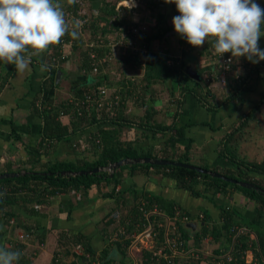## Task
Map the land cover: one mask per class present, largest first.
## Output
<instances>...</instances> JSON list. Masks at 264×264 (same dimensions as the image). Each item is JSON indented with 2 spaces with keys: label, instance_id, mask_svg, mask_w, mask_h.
I'll list each match as a JSON object with an SVG mask.
<instances>
[{
  "label": "trees",
  "instance_id": "16d2710c",
  "mask_svg": "<svg viewBox=\"0 0 264 264\" xmlns=\"http://www.w3.org/2000/svg\"><path fill=\"white\" fill-rule=\"evenodd\" d=\"M81 1L84 4L83 7L79 0L72 6L64 4L68 21L78 20L81 23V28L78 30V38L72 39L71 36L66 35L59 45L51 48L46 53L44 59V65L48 69V74L43 79L39 91L33 98V106L42 121L37 144L31 147L32 150L29 152L27 158V161L32 162L33 165L25 173L0 178L1 223L6 225L9 222V217L11 218L16 215L15 210L12 208L13 204L18 205L30 215H40L42 214V209L49 204L54 195L72 191L79 192L80 196L88 198L90 189L104 179L113 185L105 195L113 196L115 202L100 220L102 221L100 223L102 235H104V244L100 252V258L104 262L109 263L117 262V260L122 261L124 255H126L124 245L117 241L114 247L107 240L116 227L114 224L115 218L112 216V213L120 210L121 219H123L126 213H128L129 207L134 203L136 204L138 199L142 197V193H137V189H134L133 185L116 190L115 187L121 184L124 175L127 173L131 175L141 170L147 171L151 167L166 168L165 174L174 178L180 186L189 189L196 196H207L220 209V223L212 219L207 208H202L200 212L203 213L204 217L199 226L192 228L184 222H180L178 226L177 232L183 242L191 246L203 247L204 250L208 248L212 250L211 253H202V258L207 260L205 264H264V226L249 222L244 216L241 218L242 220L239 219L241 215L234 208L228 207V204L217 203L213 199V196H216L218 193L224 197H229L232 189H236L253 200L259 208L264 209V194L258 189L244 187L238 183L212 176L209 173L197 171L194 168L172 164L162 165L133 162L121 165L112 171L103 169L90 173H61L62 170L77 171L91 169L94 166L105 167L123 157L149 156L172 159V156L167 155L166 147L158 149V147H154L151 143L138 145V139L136 138L133 140L122 139L120 136L122 129L125 126L136 124V132H142V136L148 137L149 134L144 132V130L153 131L154 136L157 132L164 133L167 129L173 128L170 124L159 122L152 118L159 110L155 109L152 103L148 105L149 99H146L142 93L152 84L161 83L162 80H169V85L170 81L171 83L177 81L182 91H194L197 95L202 94L204 98V94H210V88L207 87L209 82H205L207 85L204 83L205 86H202L201 81L197 78L195 79L194 76L193 84H189V80L191 79L189 76L191 75L188 73L187 67L188 65L193 67L194 56L199 55L201 52L203 54L200 55L206 58H218L214 53L211 43L205 42L201 47H193L180 36V52L177 55L153 48V40L155 38L163 39L168 31L174 29L171 22L172 15L179 14L174 3H172L171 10L168 11L161 9V2L163 3L164 0H134L135 6L131 9L122 7L126 2L118 3L117 0H103L102 6L98 8H91L85 3V0ZM255 2L264 9V0H255ZM138 6L151 8L150 14L155 18L154 23L149 28L144 31L142 30L138 34L144 37L146 44L143 43L147 49L143 50L144 53L142 52V41L138 37L136 48L135 46L132 48L123 44L112 50L110 45L106 43L112 39L111 36L117 37L119 31L123 30L122 26L133 23L139 26L136 22L131 21L132 14L139 12ZM81 8L85 9V13L80 12ZM170 11L172 12L170 13ZM130 36L132 34L126 29V37L130 38ZM98 43H101V45H98ZM66 44L70 45L71 50L65 47ZM72 53L78 57L80 68L83 70L82 73L88 75L90 81H88L89 83H83L82 87L85 88L79 87L75 83L74 87H76V90L71 96L74 99L83 97L84 91L87 89L90 93L95 92L94 95L101 99L102 97L96 86L102 83L108 85L114 83V85L118 86L117 92L119 93V98L114 100L113 93L107 96L108 99L106 98L112 102V105L109 106L106 102H103L99 107L98 105H91L90 102L86 101L79 105V111L81 110L79 113L74 108V100L68 98L58 99L49 95L52 87L59 83L55 82L56 70L58 68L62 69V64ZM92 54L95 55L92 56ZM122 54L131 62L141 61L139 57L141 54H144L145 64L141 81L139 79H130L128 80L129 87L125 83V78L121 77L114 81V79L111 80L110 76V73H114V70L111 68L112 62L116 59V55ZM260 64L259 62L254 64L246 75L240 76L241 80L239 82L232 84L228 93L229 97L234 92L236 94L250 88V86L252 87L260 76ZM4 66L0 62L1 73L3 72L2 69L5 68ZM95 66L97 69L94 72L93 68ZM213 66H216V64ZM13 67L15 68L14 65ZM194 69H196V71L193 70L195 73L198 72L197 66ZM141 82L143 87L140 86ZM167 89L170 92V96H173L170 87ZM152 96L148 95L147 98L152 99ZM263 100L264 91L260 98V101ZM129 103L147 108L144 115L136 121L125 114ZM206 104H209L211 107L217 106L216 103L212 104L209 101ZM62 113L69 115L68 122L64 123L60 120ZM100 122L101 125L99 126ZM95 124L98 126L88 131V134L85 136L84 145L76 142V147L82 150L80 154H76V158L72 160L57 157L46 160L42 159L43 156L49 155L53 149L54 142L57 140L62 138L68 139L70 135L76 134L80 130L87 129L89 126H94ZM178 131H180L179 128ZM226 135L229 140L231 134L228 133ZM219 153L234 162L235 169L225 167V169L219 170L216 167H209L205 164L199 165L204 168L220 171L233 178L251 181L264 189V180L252 174L254 172L264 174V159L260 162L244 159L243 156H238L233 149L231 150L229 146L224 149V145L220 147ZM177 156L176 160L178 161L191 162L183 152L181 154L178 153ZM22 168V164L13 165L11 161L6 160L0 172L19 171ZM198 184H202V187L198 188ZM146 195L148 197L152 196L147 192ZM152 197L155 201L148 198L150 202L157 203L167 214H174V205L176 203L173 200L156 195ZM188 216L190 217L189 214ZM22 222V230L29 234L28 239L31 240L39 236V232L37 231L41 226L40 219H34L33 222H27L26 219H22ZM240 226H245L248 230L241 232L239 231ZM12 228L14 229V225ZM60 231V234H62L58 236V244L55 251H62L67 255L73 247L79 246L82 249L79 263L90 264V261L96 255V251L88 237L82 233ZM206 236H211L209 240L211 244L207 247L204 244ZM222 239H224L223 243H221ZM7 240L10 243V245L6 246L8 249L20 250L22 252L19 264H29V257L23 253L25 242L21 240L14 241L13 239ZM247 249L253 252V259L251 261H246L245 252ZM143 252L142 254L139 252L136 254L141 259L140 264H164L163 258L160 257V260H157L152 252L146 250H143ZM85 257L86 259H84ZM202 258H191L190 262L182 264H201ZM177 259L179 260V258Z\"/></svg>",
  "mask_w": 264,
  "mask_h": 264
},
{
  "label": "crops",
  "instance_id": "0c3cea01",
  "mask_svg": "<svg viewBox=\"0 0 264 264\" xmlns=\"http://www.w3.org/2000/svg\"><path fill=\"white\" fill-rule=\"evenodd\" d=\"M102 1L85 0V3L91 8H98L102 6ZM117 1L120 3L125 0ZM166 8L170 10V5L168 7L167 4H161L162 10ZM137 9L139 12L132 14L131 21L136 22L139 26L145 24L150 27L152 22H147V17L152 16L150 14L151 8L138 6ZM176 15L173 14L172 16ZM167 34L164 38L165 42L160 43V45L167 49L166 52L177 55L180 52L179 35L176 32H168ZM139 38L142 43H146L143 36ZM157 41H162V39L155 38L153 40L155 46H160ZM259 46L264 49V36L260 37ZM65 47L71 50L69 44H66ZM200 54L203 52L193 58V67L197 66L198 71L194 76L201 81L202 86H205V82H209V85H206L210 88V94H204L203 98L202 94L197 95L194 91H182L177 81L172 83L170 81V90L173 93V96H170L169 91L168 95L164 94L160 88V83L152 84L142 93L146 99H149L148 105L152 103L153 107L159 110L152 118L170 124L174 129H167L164 133L157 132L154 136L153 131L144 130L149 134L148 137H144L141 135L142 132H136V124L133 123L135 125L125 126L122 129L121 138L125 140L136 138L138 145L151 143L158 149L166 147L167 155L172 156V159L175 160L178 153L183 152L192 163L205 164L219 170L225 169V167L233 169L236 167L234 162L219 153L222 145H224V149L229 146L231 150L233 149L238 156H243L244 159L260 162L264 159V100L260 101L264 91V60L259 61L261 63L260 76L252 87L250 86V88L236 94L234 92L229 97L228 93L232 84L239 82L240 76L246 75L254 64L244 57H240L237 60L238 64H232L229 71L224 73V80L216 78L208 81L204 79H206L209 69L214 68L216 74L221 70L219 71L217 64L213 66L215 65L213 63L214 58H206ZM45 56L46 53L42 57H33L29 70L24 73L17 72L13 65H5V68L2 69L3 72H0V169L4 167L6 160L11 161L13 165L22 164L23 168L19 171L23 173L33 165L32 162L27 161V158L32 150L31 147L37 144L42 125L41 118L33 106V98L48 74L47 68L41 71V64L44 65ZM144 64V60L131 62L123 54L117 55L111 64L115 73H110L111 80L114 79L115 81L121 77L140 80L144 72ZM80 67L78 57L74 53L70 54L62 64V69L58 68L61 70L57 80L59 83L52 87L49 95L58 99L68 98L76 90L75 83L79 87H82L84 82L89 83V76L82 73L83 70ZM189 67L188 65L187 68ZM190 68L192 69V67ZM194 76H192L193 78L189 76L191 78L189 84L191 85ZM140 86L143 87L142 82ZM148 95H153V100L147 98ZM207 101L212 104L216 103L217 106L211 107L206 104ZM146 109V107L129 103L125 114L136 121L144 115ZM60 120L66 123L68 117H62ZM98 125L100 126L101 122ZM98 125H91L87 129L80 130L78 133L70 135L68 139L62 138L56 142L53 141L52 151L48 156H43L42 159L57 157L72 160L76 158V154L82 152L76 147V142L84 145L88 131ZM178 128L181 132L178 131ZM228 133L231 134L229 140L226 135ZM165 171H167L166 168L151 167L147 171L141 170L135 174L127 173L124 175V179L121 184L115 187V190L133 185V188L137 189V193H142V197L138 199L137 203L129 207L128 213L135 212L143 197L155 201L152 196L156 195L173 200L191 217H196L202 208H207L212 219L220 223V209L214 204V201L212 202L207 196L192 194L189 189L180 186L174 178L165 174ZM252 174L264 180L263 173L254 172ZM111 187L113 185L103 179L90 189L88 198L80 196L79 192L72 191L54 195L49 204L42 209L40 215H30L18 205L13 204L12 208L16 215L9 217V222L6 225L0 221V246L4 247L3 243L4 241L8 242L7 239L22 240L25 242L23 253L29 257V264H51L53 252L58 244V236L62 234H60V230H64L63 232L82 233L88 237L96 254L100 256L104 244V235H102L100 224L102 221L100 220L115 202L113 196L105 195ZM197 187L201 188L202 184H198ZM146 192L152 196L148 197ZM213 199L217 203L228 204V207L234 208L241 215L239 219L244 216L249 222L264 226V209L259 208L253 200L240 191L232 189L229 197H224L218 193L213 196ZM128 213L126 214L128 215ZM127 215L125 216L127 217ZM22 219H26L27 222L40 219L41 226L37 231L39 232L38 237L31 240L28 238L19 239L18 233L23 231ZM201 221L194 220L193 222H196L195 227L199 226ZM123 222H125L124 218L122 219ZM120 223L114 221L116 227ZM13 225L14 229L12 228ZM223 242L224 239L221 243ZM245 253L247 260L253 257L252 250L247 249Z\"/></svg>",
  "mask_w": 264,
  "mask_h": 264
},
{
  "label": "clouds",
  "instance_id": "9594fccd",
  "mask_svg": "<svg viewBox=\"0 0 264 264\" xmlns=\"http://www.w3.org/2000/svg\"><path fill=\"white\" fill-rule=\"evenodd\" d=\"M164 2L175 4L179 15L172 17L174 31L189 45L211 43L217 57L231 54L229 63L240 57L253 64L264 60V49L259 46L264 36V9L255 0ZM65 3L72 6L77 0H0V62L24 73L33 57H42L66 35L78 38L81 23L68 21ZM134 6L133 0L122 5ZM44 70L46 65L41 64ZM21 256L20 250L0 246V264H19Z\"/></svg>",
  "mask_w": 264,
  "mask_h": 264
},
{
  "label": "built area",
  "instance_id": "2783aa9c",
  "mask_svg": "<svg viewBox=\"0 0 264 264\" xmlns=\"http://www.w3.org/2000/svg\"><path fill=\"white\" fill-rule=\"evenodd\" d=\"M80 4L82 1L79 0ZM81 13H85V9H80ZM128 25V24H127ZM122 26L123 30L119 31L117 37L111 36L112 39L109 40L106 44L110 45L111 49L114 50L115 47L126 44L131 46L132 48H136V40L138 32L140 33L144 30L143 27L138 26L136 24H131L128 26ZM126 29L129 31L132 36L130 38L126 37ZM139 30V31H138ZM137 35V36H136ZM98 45H101V43ZM138 48V47H137ZM95 54H92L94 56ZM231 54H223L219 56L217 59L214 58L213 63L217 64L219 71L217 72L213 69L208 70L206 75V80L212 81L216 78L221 80L225 79L226 72L229 71L232 64H238L237 59L232 58L231 63H229ZM96 66L93 68V71H96ZM216 72V73H215ZM132 80L133 78H127L125 83L129 87L128 80ZM96 89L100 92L101 99L97 98L94 93H90L84 91L83 97H78L74 99L72 96H69L68 99L74 100V108L80 113L79 105L88 101L91 105H98L99 107L106 102L109 106L112 105L110 100H107V96L113 93L114 100L119 98L118 86L111 84H99L96 86ZM97 92V91H96ZM107 98V99H106ZM106 99V100H105ZM69 117L68 114H63L60 116L61 118ZM107 171H112L110 167H105ZM127 215V214H126ZM112 216L115 218L117 222H121L120 225L116 227L113 233H111L108 237V241L115 247L117 241L121 242L126 251V255H124L122 261L113 262H104L98 254L92 258L90 264H140V258L137 257V252L141 253L143 250L150 251L156 257L157 260H160V257L163 258L164 264H182L186 262H190L191 258H202V253H211L212 250L210 248L205 249L203 247H196L183 242L180 239L179 234L177 232L178 226L180 222H184L185 224L194 220H202L204 215L202 212H199L196 217H189L181 207L178 205H174V214H167L159 205L155 202H149L148 198L144 197L140 200L136 207L135 212L128 213L127 217H124L125 222L122 223L120 210H116L112 213ZM129 226V227H128ZM248 230L245 226H240L239 231ZM19 239L28 238L29 234L25 231L18 233ZM211 236H206L204 238L205 246H210L209 240ZM127 240V241H126ZM22 241V240H21ZM42 244V243H40ZM10 245L9 242H6V246ZM81 248L79 246L73 247L69 254H64L62 251H54L52 255L51 264H80V255ZM152 255V256H153ZM179 258V260L177 259ZM86 259V257H85ZM253 257H251L247 261H251ZM207 260L202 258L201 264H205Z\"/></svg>",
  "mask_w": 264,
  "mask_h": 264
},
{
  "label": "water",
  "instance_id": "95a60500",
  "mask_svg": "<svg viewBox=\"0 0 264 264\" xmlns=\"http://www.w3.org/2000/svg\"><path fill=\"white\" fill-rule=\"evenodd\" d=\"M124 2H126V0ZM170 32H175V31L173 29V30L169 31V33ZM187 69L189 70V73L191 76L195 75L194 71H196V69H194V67H192V69L190 67ZM60 72H61V70L57 69L55 82H57V80L59 79ZM133 162H144V163L162 164V165H164V164H170L171 165L172 164V165H180V166H184V167L194 168L197 171L209 173L212 176L220 177L222 179H225V180H228V181H231L234 183H238L239 185L244 186V187H253L255 189H258L259 191H261L264 194V189L261 188L260 186L256 185V184H254L251 181H245V180L233 178V177L228 176V175H226L220 171L204 168L201 165L196 164V163L178 161L175 159L160 158V157H149V156L123 157L121 159H118V160L110 163L108 165V167H110L113 170L114 168H117L121 165L129 164V163H133ZM104 168H105L104 166H94L91 169H87V170H84V169L77 170V171L62 170L61 173L62 174L90 173V172H97V171L104 169ZM22 173H23L22 171H3V172H0V178L17 176V175L22 174ZM188 225L191 227H195L196 222H189Z\"/></svg>",
  "mask_w": 264,
  "mask_h": 264
},
{
  "label": "rangeland",
  "instance_id": "374dc122",
  "mask_svg": "<svg viewBox=\"0 0 264 264\" xmlns=\"http://www.w3.org/2000/svg\"><path fill=\"white\" fill-rule=\"evenodd\" d=\"M162 5H168V7H169V5H170V10H171V6H172V3H165V2H163V3H161ZM166 10H168L169 11V8H166ZM179 15V14H178ZM154 16L152 15V16H149V17H147V22H152V24L154 23ZM143 25H144V29H147L148 27H149V25H145V24H141L140 26L141 27H143ZM139 31V30H138ZM171 31V30H170ZM169 32V31H168ZM138 34H139V32H138ZM137 34V35H138ZM136 35V36H137ZM166 36L168 35L167 33L165 34ZM139 36V35H138ZM166 36H164L163 37V39H162V41H157L158 42V44L160 45V43H162V42H165L164 41V38L166 37ZM136 40V43H137V39H135ZM146 44V43H145ZM145 44L144 43H142V52L144 53V51L143 50H146L147 49V47L145 46ZM153 48L155 49V50H160V51H162V52H164L165 50H167L164 46H155L154 44H153ZM69 50V49H68ZM196 56V55H195ZM194 56V57H195ZM116 57H117V55H116ZM140 58V60H144V54H141V56L139 57ZM194 62V61H193ZM144 66V65H143ZM196 78V77H195ZM161 85H160V88L163 90V92H164V94H166V95H168V87H170V85H169V80H166V81H161V83H160ZM109 165V164H108ZM108 165L107 166H105L106 168L108 167ZM141 254H142V252H141ZM143 254H144V252H143ZM145 256V255H144Z\"/></svg>",
  "mask_w": 264,
  "mask_h": 264
},
{
  "label": "flooded vegetation",
  "instance_id": "af4514ba",
  "mask_svg": "<svg viewBox=\"0 0 264 264\" xmlns=\"http://www.w3.org/2000/svg\"><path fill=\"white\" fill-rule=\"evenodd\" d=\"M139 37H140V36H139ZM3 244H4V247L6 248V242H5V241H4V243H3Z\"/></svg>",
  "mask_w": 264,
  "mask_h": 264
}]
</instances>
